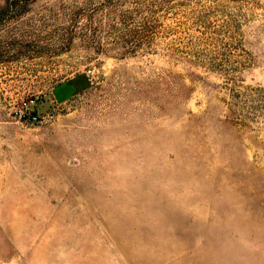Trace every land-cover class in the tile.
Returning <instances> with one entry per match:
<instances>
[{
  "label": "rangeland",
  "instance_id": "374dc122",
  "mask_svg": "<svg viewBox=\"0 0 264 264\" xmlns=\"http://www.w3.org/2000/svg\"><path fill=\"white\" fill-rule=\"evenodd\" d=\"M0 264H264V0H0Z\"/></svg>",
  "mask_w": 264,
  "mask_h": 264
},
{
  "label": "built area",
  "instance_id": "2783aa9c",
  "mask_svg": "<svg viewBox=\"0 0 264 264\" xmlns=\"http://www.w3.org/2000/svg\"><path fill=\"white\" fill-rule=\"evenodd\" d=\"M11 117L26 125L40 124L46 116L39 110L34 99H23L20 103L13 104L10 107Z\"/></svg>",
  "mask_w": 264,
  "mask_h": 264
}]
</instances>
